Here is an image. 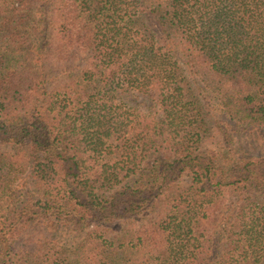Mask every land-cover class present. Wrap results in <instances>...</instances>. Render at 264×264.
Instances as JSON below:
<instances>
[{
	"label": "trees",
	"instance_id": "obj_1",
	"mask_svg": "<svg viewBox=\"0 0 264 264\" xmlns=\"http://www.w3.org/2000/svg\"><path fill=\"white\" fill-rule=\"evenodd\" d=\"M36 10L83 56L50 92ZM0 38V264H264V0H0Z\"/></svg>",
	"mask_w": 264,
	"mask_h": 264
},
{
	"label": "rangeland",
	"instance_id": "obj_2",
	"mask_svg": "<svg viewBox=\"0 0 264 264\" xmlns=\"http://www.w3.org/2000/svg\"><path fill=\"white\" fill-rule=\"evenodd\" d=\"M32 20L25 25L24 27L18 28L19 30H23L24 28L27 29L28 35L26 38H24V44L23 46L27 48L26 52H22V57L20 58L21 60L29 63L34 72L39 74L42 79L47 82V90L50 92L53 89L58 88L62 83L66 84L73 79H77L75 74L78 72L79 67H83L82 62H83V56L82 54H79V56L73 57L72 59H67V60H60L58 58V50H57V45L55 44L54 46H48L46 48V51H37V54L32 52L30 47H38L39 43L41 41V28H38V31H35L36 29L34 28L36 26V23L40 20L41 14L39 11L32 12L31 14ZM42 27V24H41ZM155 29V26H154ZM49 35V33H48ZM6 38H0V56L5 55L6 53L10 52V56L16 55V54H11L12 50V42H20L16 38H14L10 43L5 42ZM52 41L50 40V43ZM6 49V47H8ZM15 45V49H16ZM57 53V54H56ZM42 56V57H41ZM10 60H16V58H12ZM219 111L214 112V118L216 119H221L219 115ZM233 143L232 145L237 148V150L241 153H248L250 155L258 156V155H263L264 154V132L256 130L253 133H250L249 130H244L240 129V132L237 133V135H234ZM208 149L215 148L214 145L209 144L207 145ZM206 149V148H203ZM27 184L29 186V189L27 190L30 192L33 187L31 181L28 182ZM137 224V222H136ZM133 224L129 225V227H132Z\"/></svg>",
	"mask_w": 264,
	"mask_h": 264
}]
</instances>
